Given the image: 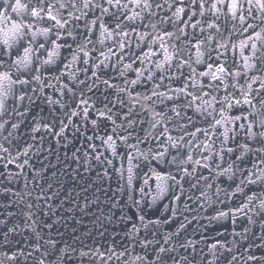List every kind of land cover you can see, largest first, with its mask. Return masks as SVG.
Instances as JSON below:
<instances>
[{
  "label": "snow or ice",
  "instance_id": "snow-or-ice-1",
  "mask_svg": "<svg viewBox=\"0 0 264 264\" xmlns=\"http://www.w3.org/2000/svg\"><path fill=\"white\" fill-rule=\"evenodd\" d=\"M0 264H264V0H0Z\"/></svg>",
  "mask_w": 264,
  "mask_h": 264
},
{
  "label": "water",
  "instance_id": "water-1",
  "mask_svg": "<svg viewBox=\"0 0 264 264\" xmlns=\"http://www.w3.org/2000/svg\"><path fill=\"white\" fill-rule=\"evenodd\" d=\"M45 74L48 75L47 72ZM47 94H51V90H47ZM33 112L38 114L40 117L47 118L50 114V108L47 104H40L38 107H35L33 109ZM57 114H59L58 110H57ZM27 123L28 121L25 122V124ZM29 143H31L30 140H29ZM53 145H54V141H53ZM141 147H146V146L141 145ZM33 163H37V166H39L37 161L34 160ZM116 186H117V181L114 177L112 181L110 182L105 181L102 186L94 187L90 192L86 193V195H88L90 198L92 196V192H95L96 195L99 196V200H100L99 208H97L94 205L91 211L88 212L87 214H83L79 211H75L73 213H65L66 220L62 221L61 224L59 225L60 231L64 233L65 239H68L69 242H71L72 237H80L81 239L84 240L85 243L93 244V242L95 241L97 245L106 242L103 237L99 236V231H103V229L99 227L95 218L97 216H101V210H103L104 214L109 213V210L106 207L105 201L107 198L112 197L113 191L116 189ZM224 186L226 187L227 185L225 184ZM102 189H107V192L103 191ZM116 198L118 199L123 198L124 200H126V196L121 197L120 193H116ZM218 206L223 207L222 205H218ZM125 211L128 212L129 215L132 214V212L129 211V209L127 208H125ZM210 212H211V209H209L208 212H205L204 215H208ZM113 219L116 220V217H113ZM207 223H208L207 220H201V224H207ZM117 224H118V220L114 224H106L108 228V233H106V235L112 233L113 231L120 232V229L123 226L121 225L117 227ZM193 227H197V225L194 224ZM218 228L220 231H224V229L220 227V225L218 224L210 225L211 233L214 234ZM88 233H91V235H88ZM121 236H122V233H121ZM193 238L198 239L199 237L196 236ZM118 239H120V237H118Z\"/></svg>",
  "mask_w": 264,
  "mask_h": 264
}]
</instances>
